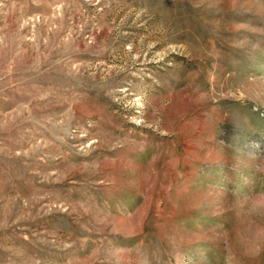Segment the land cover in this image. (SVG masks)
Masks as SVG:
<instances>
[{
    "label": "rangeland",
    "instance_id": "obj_1",
    "mask_svg": "<svg viewBox=\"0 0 264 264\" xmlns=\"http://www.w3.org/2000/svg\"><path fill=\"white\" fill-rule=\"evenodd\" d=\"M0 264H264V0H0Z\"/></svg>",
    "mask_w": 264,
    "mask_h": 264
}]
</instances>
